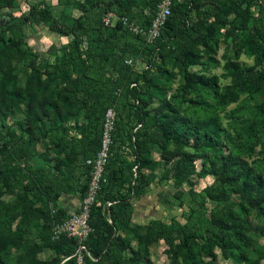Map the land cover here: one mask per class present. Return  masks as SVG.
Returning a JSON list of instances; mask_svg holds the SVG:
<instances>
[{
  "label": "rangeland",
  "instance_id": "1",
  "mask_svg": "<svg viewBox=\"0 0 264 264\" xmlns=\"http://www.w3.org/2000/svg\"><path fill=\"white\" fill-rule=\"evenodd\" d=\"M175 1L184 4L185 0ZM207 2L199 0L196 3L199 11L206 9ZM84 7L88 9L86 0H75L72 5H66L61 0H0V40L5 41V46L0 48V56L4 50L16 44L24 52L32 53L22 56L12 52L8 59L0 57V79L5 76L8 81L6 89L12 87L19 93L11 95V92L7 94L0 89V133H13L16 137L28 139L26 129L30 128L34 143L30 164L34 167L46 164L57 166L64 176L74 157L70 152L56 149L54 140L47 137L46 131L56 127V115L58 120L63 119L66 127H73L72 133H75L77 128H82L86 123V116L80 103L70 97L74 80L79 75L69 68L63 73L65 80L60 81L62 74L49 67H40V63L45 61L49 65L53 64L62 55L61 47L69 43L72 36L49 31L39 11L49 10L53 25L66 31L71 19L84 13ZM112 9L102 19L107 14L118 17V10L115 7ZM134 10L139 9L135 7ZM261 11H264V0L251 7L253 17H258ZM147 13L148 10L144 9L143 14ZM188 13L193 23L189 33L160 41L157 53L151 60L146 50H140L137 57L142 59L137 58L133 62L137 73L150 69L146 83L143 77L139 78L138 84L142 86L138 100L139 112L162 114L166 122L183 119L190 127L217 124L221 128L217 145L221 148L222 156L214 149L202 148L198 151L192 138L194 136L190 134L169 140L159 135L154 139L152 149L142 155L140 168L150 183L143 194L129 199L131 217L118 227L117 232L125 245L123 256L129 258L134 255V264H168L167 247L161 240H147L146 228L151 221L191 225L192 222L187 221L191 211L208 212L214 207L212 202L204 199L206 189L220 190L223 182L228 181L251 188L255 199L264 197V165L261 163L264 150L259 143L246 148L242 135L233 128V113L243 106L254 107L261 103L264 92H247L230 98L224 92L236 82L228 71V63H234L247 72L258 67L256 55L245 46L250 35L235 33L227 20L213 17L199 18L202 24L198 25L194 18L195 10ZM137 23L140 24V20ZM249 29H252V24ZM140 46L141 41L137 49H141ZM86 47V39L83 38L82 51ZM185 56H191L192 61L184 60ZM184 67L195 77L201 75L205 79H212L216 94L207 93L202 87L187 90L183 81ZM30 80L28 87L27 82ZM26 88L33 99L30 100L23 92ZM67 109L69 114L65 112ZM116 109L122 117L126 114V107L118 105ZM32 115L37 117V121L32 120ZM138 126L135 118L130 116L127 128L133 132L134 127ZM132 159L128 157V161ZM11 165L5 155L0 153V168ZM223 168L229 172L223 174ZM178 180L179 185L175 184ZM177 191L182 193L180 200L175 197ZM234 195L240 199L238 193ZM81 198L78 191L61 193L53 205L43 195L14 186V181L9 186L0 180L2 263L71 264L74 260L76 264H84V249L76 246L67 235L62 234L55 240L51 237L52 216L58 210L63 211L66 217L57 221L63 222L75 212H66L64 206L70 201L79 206ZM238 217L249 242L247 262L245 260L239 264H264V208L249 210ZM198 232H201L200 228ZM214 264L234 263L217 252Z\"/></svg>",
  "mask_w": 264,
  "mask_h": 264
},
{
  "label": "trees",
  "instance_id": "2",
  "mask_svg": "<svg viewBox=\"0 0 264 264\" xmlns=\"http://www.w3.org/2000/svg\"><path fill=\"white\" fill-rule=\"evenodd\" d=\"M61 1L66 5L75 3V0ZM159 1L86 0L88 9L84 7L82 15L71 19L66 31L53 25L49 10L39 11L49 31L72 36L71 41L61 47L62 55L53 64L49 65L45 61L40 63V67H49L52 71L62 74L59 75L60 81L65 80L63 73L69 68L79 75L78 79L74 80L70 97L80 103L86 116V123L82 128H77L75 133H72L73 127H66L63 119L58 120L56 115V127L46 131L47 137L54 140L56 149L70 152L74 157V161L67 166L66 176L57 166L46 164L34 167L30 164L34 149L30 128L26 129L28 139L16 137L13 133H0V153L12 164L11 167L0 168V180L9 186L14 181V186L43 195L55 205L61 193L78 191L82 197L85 195L90 173V166H87L85 161L93 159L99 149L105 110L114 108L116 120L110 157L105 166V183L98 192L96 203L90 209L88 224L91 231L83 243L84 264L135 263L134 255L129 258L123 256L125 245L117 232L118 227L131 217L129 199L143 194L150 183L147 176L140 171L141 160L143 153L152 149L157 136L169 140L190 134L194 136L192 138L198 151L202 148L214 149L222 156L221 148L217 145L221 128L217 124L210 127H190L183 119L166 122V117L162 114L139 112L138 100L142 88L138 84L139 78L143 77L146 83L150 69L137 73L133 65L125 64V59L130 58L133 62L137 58L142 59L137 56L140 50H146L148 59L151 60L157 53L160 41L189 33L193 23L188 12L194 9V18L198 25L202 24L201 19L213 17L227 20L235 33L250 35L245 46L249 52L256 55L258 67L247 72L234 63H228V71L233 74L236 82L224 89L227 98L247 92H264V11H261L258 17L251 14L252 5L260 0H207L206 9L201 11L196 5L199 0H185L184 4L174 0L171 14L153 44L146 43L141 36L126 30L120 21L108 28L103 25L102 16L115 7L119 12L118 17H126L133 22L140 20L141 23L137 24L147 28ZM135 7L139 10L135 11ZM144 9L148 10L146 15L143 14ZM250 24L252 29L247 30ZM83 38L87 43L85 51L81 49ZM139 41L141 49H137ZM4 46L5 41L0 40V48ZM12 52L22 56L32 54L30 51L24 52L22 47L16 44L11 49L4 50L0 57L8 59ZM184 60L192 61V57L185 56ZM183 69V81L187 90L202 87L207 93L216 94V85L212 79H205L201 75L195 77L186 71L185 67ZM0 84L1 91L19 95L15 88L6 89L8 81L5 76L1 77ZM29 84L31 80L27 82V86ZM23 92L30 100L33 99L27 88ZM118 105L126 107L123 117L116 109ZM65 112L69 114V109ZM233 114V128L242 135L244 146L250 148V145L259 143L264 150V100L254 107L243 106ZM130 116L134 117L139 125L134 127L133 132L127 128ZM241 116L243 119H240ZM32 120L37 121V117L32 115ZM129 156L133 158L132 161H128ZM261 163L264 165V160ZM186 169L184 166V170ZM228 172L223 168V174ZM179 179L181 180V176ZM178 183L179 180L175 184ZM236 193L239 194V200L234 195ZM175 197L180 200L182 193L177 191ZM204 199L212 202L214 207L208 212L191 211L187 218L188 222H192L191 225L151 221L145 231L147 240L163 241L167 247L168 264H214L217 252L234 264L245 260L247 262L249 242L238 216L252 209H263L264 197L255 199L251 188L224 181L220 190L206 189ZM65 217V213L58 210L52 216V224ZM199 228L201 232H198ZM69 240L78 246L75 238L71 240L69 237ZM0 264H3L1 260ZM71 264L76 263L72 260Z\"/></svg>",
  "mask_w": 264,
  "mask_h": 264
},
{
  "label": "built area",
  "instance_id": "3",
  "mask_svg": "<svg viewBox=\"0 0 264 264\" xmlns=\"http://www.w3.org/2000/svg\"><path fill=\"white\" fill-rule=\"evenodd\" d=\"M173 1L174 0L159 1L155 14L147 28L129 21L126 17H117L113 14H107L106 17L102 19V22L104 25L114 26L117 21H120L121 25L126 30L132 34L141 36L146 43L153 44L159 38L160 33L171 14ZM124 62L127 65H133V61L130 58L125 59ZM115 120L116 112L114 108H107L103 116L99 149L93 159L85 161V164L90 166L85 195L81 198L79 206L74 213H71L63 222H54L52 224L51 237L53 240L59 238L60 235L65 234L68 237L75 238L78 247L84 249L83 243L91 231L88 224L90 209L96 203L98 192L102 184L105 183L104 172L105 166L110 157ZM107 205H110V203H107Z\"/></svg>",
  "mask_w": 264,
  "mask_h": 264
},
{
  "label": "crops",
  "instance_id": "4",
  "mask_svg": "<svg viewBox=\"0 0 264 264\" xmlns=\"http://www.w3.org/2000/svg\"><path fill=\"white\" fill-rule=\"evenodd\" d=\"M77 206H78L77 203H75L74 201H70L69 203H67L64 206V208H65L66 212H71L72 210L76 211L78 208Z\"/></svg>",
  "mask_w": 264,
  "mask_h": 264
}]
</instances>
